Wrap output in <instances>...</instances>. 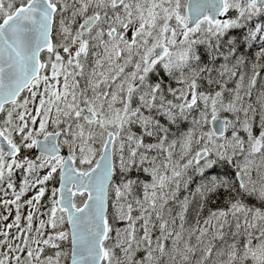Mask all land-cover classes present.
Masks as SVG:
<instances>
[{"label": "snow or ice", "instance_id": "6c2138e0", "mask_svg": "<svg viewBox=\"0 0 264 264\" xmlns=\"http://www.w3.org/2000/svg\"><path fill=\"white\" fill-rule=\"evenodd\" d=\"M0 264H264V0H0Z\"/></svg>", "mask_w": 264, "mask_h": 264}, {"label": "rangeland", "instance_id": "374dc122", "mask_svg": "<svg viewBox=\"0 0 264 264\" xmlns=\"http://www.w3.org/2000/svg\"><path fill=\"white\" fill-rule=\"evenodd\" d=\"M29 195H31V193H29ZM14 211H15V209H13V213H14ZM22 212H24L26 214V209H22ZM37 215H39V214L37 213ZM43 218H45V217H43Z\"/></svg>", "mask_w": 264, "mask_h": 264}, {"label": "trees", "instance_id": "16d2710c", "mask_svg": "<svg viewBox=\"0 0 264 264\" xmlns=\"http://www.w3.org/2000/svg\"><path fill=\"white\" fill-rule=\"evenodd\" d=\"M45 200H46V198H45ZM45 209H42V211H44Z\"/></svg>", "mask_w": 264, "mask_h": 264}, {"label": "flooded vegetation", "instance_id": "af4514ba", "mask_svg": "<svg viewBox=\"0 0 264 264\" xmlns=\"http://www.w3.org/2000/svg\"><path fill=\"white\" fill-rule=\"evenodd\" d=\"M38 214H39V213H38ZM44 219H46V217H45Z\"/></svg>", "mask_w": 264, "mask_h": 264}]
</instances>
